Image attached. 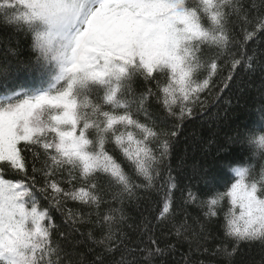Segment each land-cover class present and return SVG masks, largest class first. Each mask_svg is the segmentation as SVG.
Masks as SVG:
<instances>
[{
    "label": "snow or ice",
    "instance_id": "6c2138e0",
    "mask_svg": "<svg viewBox=\"0 0 264 264\" xmlns=\"http://www.w3.org/2000/svg\"><path fill=\"white\" fill-rule=\"evenodd\" d=\"M0 27L11 29L0 36V264H156L185 242L181 264H204L193 255L216 239L224 199L214 254L233 264L240 242L264 249V165L234 168L230 188L200 200L166 163L201 95L264 73V0H0ZM241 142L264 148V135ZM164 188L155 211H137Z\"/></svg>",
    "mask_w": 264,
    "mask_h": 264
},
{
    "label": "trees",
    "instance_id": "16d2710c",
    "mask_svg": "<svg viewBox=\"0 0 264 264\" xmlns=\"http://www.w3.org/2000/svg\"><path fill=\"white\" fill-rule=\"evenodd\" d=\"M10 33L11 29L0 27V36ZM29 43L28 39L22 37L19 39L21 58L31 55ZM13 46H16L15 43ZM3 54V48L0 47V58ZM224 74L227 75V72ZM262 81H264V73L256 71L248 74L241 71L231 89H225L214 95H201L203 105H198L193 116L183 122L177 136L170 138L166 163L172 166V175L178 178L180 188L190 184L192 191L200 200H207L215 193H223L231 187L236 179L234 168L247 167L253 169L258 176L261 165H264V159L254 155L248 144L241 142V139L245 132L257 130L258 134V130L264 128V83ZM116 151L119 154L118 148ZM222 178H226L227 183ZM136 182L139 183L140 180ZM210 186L211 191L205 195ZM166 190L164 188L159 192L153 191L151 195L145 194L147 199L137 206V211L145 205H151L152 210L155 211L157 202H162L163 193ZM173 192L178 202L181 191L178 188ZM36 195L42 204L50 203L39 192ZM183 196L187 197L186 190L183 191ZM229 206L227 199L219 202L216 208L218 216L212 218L213 223L209 226V232L216 239L210 238L206 245L209 251L195 253L193 259L203 261L204 264H229L226 256L214 254L223 239L221 224ZM187 208L191 217L188 224L192 230L199 231L200 224L195 221L199 219L202 224L207 219L204 216L207 206L201 207L197 202L188 205ZM51 212L57 223L62 222L61 214L55 206L52 207ZM129 214L136 218L135 212ZM82 231H88V228L85 227ZM137 239V236H133L134 241ZM168 240L176 243L174 236H169ZM163 246L164 243L161 244V247ZM86 251V248L81 249V252ZM181 252H188L187 242L178 245L175 253L156 257V264H163L164 261H167V264H181ZM232 260L233 264H264V249L259 242H240L239 250Z\"/></svg>",
    "mask_w": 264,
    "mask_h": 264
},
{
    "label": "clouds",
    "instance_id": "9594fccd",
    "mask_svg": "<svg viewBox=\"0 0 264 264\" xmlns=\"http://www.w3.org/2000/svg\"><path fill=\"white\" fill-rule=\"evenodd\" d=\"M264 135V132L258 133L257 136ZM248 146L253 150V152H258L260 158L264 156V148H258V146L255 143L248 144Z\"/></svg>",
    "mask_w": 264,
    "mask_h": 264
}]
</instances>
